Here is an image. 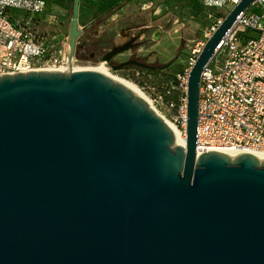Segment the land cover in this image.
I'll list each match as a JSON object with an SVG mask.
<instances>
[{"label":"water","instance_id":"water-1","mask_svg":"<svg viewBox=\"0 0 264 264\" xmlns=\"http://www.w3.org/2000/svg\"><path fill=\"white\" fill-rule=\"evenodd\" d=\"M256 1L233 5L190 69L185 146L98 71L0 76V264H264V160L196 150L202 71Z\"/></svg>","mask_w":264,"mask_h":264},{"label":"built area","instance_id":"built-area-1","mask_svg":"<svg viewBox=\"0 0 264 264\" xmlns=\"http://www.w3.org/2000/svg\"><path fill=\"white\" fill-rule=\"evenodd\" d=\"M238 1L205 0L213 8ZM44 9V0H0V76L82 69L76 56L69 61V36L61 30L58 17L48 15V27L41 25ZM198 44L202 43L190 52L187 65L170 80L155 73L136 78L156 113L159 109L168 115L184 137L187 83ZM196 150L197 154L229 151L235 157L264 152V0L239 15L202 71Z\"/></svg>","mask_w":264,"mask_h":264},{"label":"rangeland","instance_id":"rangeland-1","mask_svg":"<svg viewBox=\"0 0 264 264\" xmlns=\"http://www.w3.org/2000/svg\"><path fill=\"white\" fill-rule=\"evenodd\" d=\"M91 2L89 0L86 3L91 4ZM153 5L155 6L151 12L154 11L155 7H157L156 12L161 10L158 7L157 1ZM232 7L233 5L229 3L218 8L209 7L205 0H168L165 3L164 8L166 10L164 13L159 14V11L155 12L157 19L156 27L153 30L161 28L160 32H157L155 35H152L151 32L148 34L146 45L138 51L139 55L141 57L146 56L147 59L149 58L148 62L158 65V70L154 72L156 75L163 73L166 77H173L174 74L181 71L187 65L190 52L196 47L198 42L202 43L198 44L201 51L204 43L210 36H207V33H212V28L218 25V21H221ZM80 10L79 27L81 28L87 21L88 15L86 12H83L85 10L83 6ZM218 15H222L223 17L219 19ZM71 17L72 15L67 20L69 23L71 22ZM169 62L171 63L166 68H162L163 65ZM79 65L82 69L97 67L90 63L84 65L79 63ZM108 71L119 78L132 81L135 84L137 82L134 77L129 75H122L111 70ZM145 94L147 95V93ZM157 112H159V115H165L159 109H157ZM165 118L169 120L168 115H165Z\"/></svg>","mask_w":264,"mask_h":264},{"label":"flooded vegetation","instance_id":"flooded-vegetation-1","mask_svg":"<svg viewBox=\"0 0 264 264\" xmlns=\"http://www.w3.org/2000/svg\"><path fill=\"white\" fill-rule=\"evenodd\" d=\"M112 2H97V7L82 25V34L77 39L75 51L80 64L103 65L107 70L135 79L144 73L156 72L158 65L148 62L149 58L145 55L141 57L138 53L146 45L150 32L152 35L160 32L161 28L153 30L157 19L155 10L151 18L122 15L112 19L119 11L115 10L119 3ZM114 51L116 53L112 54ZM121 64L124 65L118 68Z\"/></svg>","mask_w":264,"mask_h":264},{"label":"crops","instance_id":"crops-1","mask_svg":"<svg viewBox=\"0 0 264 264\" xmlns=\"http://www.w3.org/2000/svg\"><path fill=\"white\" fill-rule=\"evenodd\" d=\"M89 0H80V7L79 10L81 9V7H84V11L87 13V20L89 19V14L91 13V11L96 8L97 6V2H106V1H110V0H91V4L86 3ZM122 1V2H121ZM120 3L124 4L122 6L121 9H119V11L112 16V19L121 17L123 15L124 16H136V17H147V18H151L152 16V10L154 8L155 5H153V3H155L157 1L158 7L159 9L161 8V10L159 11V14H162L165 12V3L168 0H121ZM45 2V9H44V13L43 15H40V20H41V25L43 27H48L47 26V21L49 19L48 15H56L59 19V24L61 26V30L64 33H68V29H69V25L70 23L67 21L68 18L70 17V15H72V5H73V0H44ZM83 3H85L83 5ZM157 7H155L154 10H156ZM164 10H163V9ZM157 11V12H158ZM156 12V11H155ZM156 12V13H157ZM81 14V10L79 12V15ZM150 15V16H148ZM70 19V18H69ZM123 23H125L123 21ZM127 24V23H125ZM66 28H68L66 30ZM67 32H66V31Z\"/></svg>","mask_w":264,"mask_h":264},{"label":"bare ground","instance_id":"bare-ground-1","mask_svg":"<svg viewBox=\"0 0 264 264\" xmlns=\"http://www.w3.org/2000/svg\"><path fill=\"white\" fill-rule=\"evenodd\" d=\"M94 71H98L100 73H103L109 77H111L112 79H114L115 81L120 82L121 84H123L125 87H127L133 94L143 98L149 105L150 107H152L150 100L148 99L147 95L143 92V90L136 85L135 83H133L132 81L123 79V78H119L117 76L112 75L111 73H109V71L103 66H97L94 68H90ZM153 108V107H152ZM162 119L169 125L172 127V129L174 130V132L176 133V135L178 136V138L180 139V141L182 142L183 146H185V137L183 135L180 134V132L177 130V128L175 127V125L169 121L168 119L164 118L163 116H161ZM227 153L231 158L235 157V154L233 152H225ZM252 153L260 160L263 161L264 160V152H259V151H252Z\"/></svg>","mask_w":264,"mask_h":264},{"label":"trees","instance_id":"trees-1","mask_svg":"<svg viewBox=\"0 0 264 264\" xmlns=\"http://www.w3.org/2000/svg\"><path fill=\"white\" fill-rule=\"evenodd\" d=\"M113 1H114V2H112V3H116V4L119 3V5L116 6L115 10H119V9H121L122 6L124 5V4L120 3L121 0H113ZM107 2H108V1H107ZM121 2H122V1H121ZM105 3H106V2H105ZM218 17H219V19H220V18H222L223 16H222V15H218ZM160 76H161L162 78L165 77V75H164L163 73H158V74H157V77H160ZM162 78H159V79H162ZM166 78L169 79V80L171 79V77H168V76H167Z\"/></svg>","mask_w":264,"mask_h":264}]
</instances>
